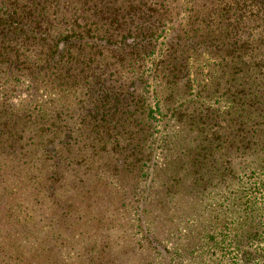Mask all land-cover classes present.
I'll return each mask as SVG.
<instances>
[{"label":"trees","instance_id":"trees-1","mask_svg":"<svg viewBox=\"0 0 264 264\" xmlns=\"http://www.w3.org/2000/svg\"><path fill=\"white\" fill-rule=\"evenodd\" d=\"M200 62L233 65L222 102L199 96ZM13 88L29 90L38 111L1 126L17 142L42 120L48 133L47 168L30 178L42 199L65 196L56 185L64 166L84 160L79 146L91 149L84 157H111L107 179L149 173L159 115L163 208L177 193L194 197L205 211L189 227L207 230L199 239L210 250L244 257L264 243V0H0V98ZM7 107L1 100L6 118ZM213 195L218 208L202 222ZM85 198H66L60 216Z\"/></svg>","mask_w":264,"mask_h":264},{"label":"rangeland","instance_id":"rangeland-1","mask_svg":"<svg viewBox=\"0 0 264 264\" xmlns=\"http://www.w3.org/2000/svg\"><path fill=\"white\" fill-rule=\"evenodd\" d=\"M152 63L146 61V67L150 68ZM196 66L201 69L196 72L202 80L196 89L199 96L203 100L222 102L220 90L225 89L227 81L223 73L235 74L233 65L222 69V65L216 64L209 69L203 68L200 62L194 64V71ZM20 89L13 88L9 99L0 98V104L2 100L8 106L7 118L0 110V264H232L233 261L234 264L245 261L263 264L262 260L258 261V253L264 243L250 246L244 257L229 245L222 251L206 248L208 245L199 238L207 230L189 227L193 224L192 216L205 211L194 197L177 193L163 208L161 173L157 176L153 169L159 166L154 163H161L166 153L164 142L160 141L162 119L159 115L153 135L155 158L148 164L149 173L143 170L134 182L122 183L123 176L113 173L107 179L111 157L105 160L98 156L84 157L91 149L79 146L75 151L76 162L84 160L79 165L72 162L69 167L64 166V177L56 185L57 191L65 196L57 200L55 197L42 199V193L37 194L30 178L33 174L40 175L41 168H47L50 159L41 156L49 151L41 147V143L48 142L43 120L32 127L31 133L20 134L18 142L13 141L14 133L1 126L6 120L13 119L14 123V119L38 111L29 102L30 91ZM145 96L156 108L157 95L150 85ZM84 193L86 196H82ZM70 196L86 198L75 204L69 218H63L60 214L67 209L65 200ZM215 196L209 197L205 215L199 216L202 222L210 217L209 210H217L212 203ZM224 212L222 208V216ZM227 223L231 225V220ZM148 240L153 250L147 249Z\"/></svg>","mask_w":264,"mask_h":264}]
</instances>
